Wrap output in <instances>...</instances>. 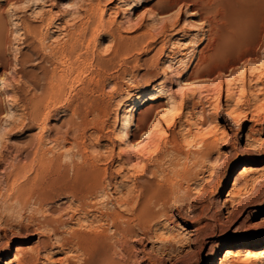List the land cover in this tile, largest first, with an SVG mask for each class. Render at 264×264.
Wrapping results in <instances>:
<instances>
[{
	"label": "rangeland",
	"instance_id": "374dc122",
	"mask_svg": "<svg viewBox=\"0 0 264 264\" xmlns=\"http://www.w3.org/2000/svg\"><path fill=\"white\" fill-rule=\"evenodd\" d=\"M262 2L0 0V264H91L99 251L100 264H220L260 249L264 30L255 61L239 57ZM240 11L247 41L226 44ZM129 174L169 194L145 197L163 211L147 237L121 203Z\"/></svg>",
	"mask_w": 264,
	"mask_h": 264
},
{
	"label": "bare ground",
	"instance_id": "6f19581e",
	"mask_svg": "<svg viewBox=\"0 0 264 264\" xmlns=\"http://www.w3.org/2000/svg\"><path fill=\"white\" fill-rule=\"evenodd\" d=\"M244 1H247V0H244ZM261 2L262 0H249V4H251L252 2L254 3V2ZM262 3H264V2H262ZM188 4V3H187ZM261 4V3H260ZM259 4V6H261ZM252 5V7H253V5L254 4H251ZM255 5H257V4H255ZM244 7L246 6V5H243ZM262 6H264V5H262ZM246 7H248V6H246ZM253 8H255V7H253ZM252 8V9H253ZM259 9V8H258ZM254 10H256V8L254 9ZM247 11V10H246ZM104 13V12H103ZM264 14V13H263ZM263 16V15H262ZM250 18H251V16H250ZM249 16H248V13H245L244 11H240V12H238L237 13V15H236V19H234V22L230 25V27L231 28H229L230 30H229V34H227V31H226V33L225 34H227L228 36L226 37V39H227V41H228V43H226V44H231V43H233V44H235L236 42H241L242 43V41H247V39H245L246 37H245V34H247V33H244V31L247 29V27H248V25L250 24L249 23ZM103 21V20H102ZM258 21V20H257ZM252 24V23H251ZM253 25H255V24H253ZM250 26V25H249ZM259 27V26H258ZM257 27V28H258ZM250 28H252V27H249V29ZM252 29H256L255 27H253ZM251 29V30H252ZM263 30H264V19H262V21L260 22V27H259V29H258V31H253L252 30V33H250L249 31V34H251V36L252 35H254V37H252L253 38V40H249V41H251L252 42V49H251V51H247V52H243V54L239 57V60H240V62H242L243 64H247V63H250V62H254L255 61V58H256V52H255V48H257V47H259L262 43H261V40L263 39V35H262V32H263ZM246 32V31H245ZM256 32V33H255ZM247 36V35H246ZM263 36V37H262ZM235 42V43H234ZM223 43V42H222ZM247 44V43H246ZM250 44V43H249ZM222 45V44H221ZM225 45V44H224ZM236 45V44H235ZM244 45V44H243ZM96 48V47H95ZM61 53V52H60ZM61 55H62V53H61ZM61 57V56H60ZM59 60V59H58ZM231 60V59H230ZM57 62H59V61H57ZM61 63V62H60ZM63 64V63H62ZM238 68V67H237ZM57 74H59L58 72H57V70H56V68L54 67L53 68V70H52V72H51V74H50V77H49V82L51 81V83L55 80V78H56V76H57ZM51 85V84H50ZM33 102V101H32ZM107 116V115H106ZM143 117H145V116H143ZM139 118V117H138ZM255 117H253L252 119H254ZM257 119V117L254 119V120H256ZM257 123V122H256ZM139 124V123H138ZM145 125V124H144ZM97 127V126H96ZM139 127L141 128V129H143L144 128V126H143V123H142V125H139ZM256 133V131H255V129L254 128H252V129H250V134L249 135H247L249 138H252L253 136H252V134H255ZM133 137H135V136H133ZM254 138V137H253ZM248 139V138H247ZM206 147V146H205ZM264 150V149H263ZM155 163V162H154ZM158 164V163H157ZM159 165V164H158ZM160 166V165H159ZM184 168V167H183ZM182 168V169H183ZM187 168V167H186ZM132 169L133 170H135V172H140V173H142V174H147V173H149L150 175H152V176H157L156 175V173H158L159 171H160V168L159 167H156L155 169H153V168H151V169H149V168H147L146 166H143V165H141V167H139V164H135V163H132ZM131 170V169H130ZM133 170H131V171H133ZM187 170V169H186ZM246 168L244 167L243 168V171L239 174L240 176H243V175H245L246 174ZM163 171V170H162ZM183 171V170H182ZM189 171V170H188ZM248 171V170H247ZM96 172V171H95ZM186 173V172H185ZM245 173V174H244ZM148 174V175H149ZM188 174H190V172L188 173ZM98 175H100V174H98ZM186 175H187V173H186ZM183 176H185V174L183 175ZM188 176V175H187ZM137 178L138 177H135L133 174H129V176H128V179H132V181L134 182V185H133V189H131V190H129V191H127V194H126V199L125 200H122L121 201V203H123V204H126V205H130V207H131V210H132V215H134L135 217L134 218H136V220H137V223H138V229L143 233V232H145V228H147V227H145L146 226V224H147V222H150V221H153V220H155V219H157V218H159L160 216H162V213H163V211L162 210H160V211H152L151 209H150V207H152V206H150V204H148V201H147V203H146V201H145V197L149 194V193H151V192H153V191H155V190H153V189H155L154 187H155V185H158L159 187L161 186L160 185V183H158V184H154L152 181H150V182H148V181H140V180H138L137 181ZM149 178H151V177H149ZM178 178H180V177H178ZM139 179V178H138ZM166 181H168L167 179H165ZM164 180V181H165ZM152 182V183H151ZM157 183V182H156ZM167 183V182H166ZM165 183V184H166ZM236 184V183H235ZM153 185H154V187H153ZM167 185H168V183H167ZM237 185V184H236ZM236 185H234L233 187H232V190H231V192H230V195L228 196V198H232V196L235 194V192H237V190H238V187L236 186ZM100 186V185H99ZM99 186H95V188H97V189H99L100 187ZM158 186H156V187H158ZM244 186H245V189H246V187H247V185H245L244 184ZM99 187V188H98ZM165 187V186H164ZM179 187H181V186H179ZM94 188V189H95ZM171 189V188H170ZM96 190V189H95ZM156 191H157V189H156ZM239 191V190H238ZM243 191H244V189H243ZM247 191H249V190H247ZM159 192V191H158ZM174 192V191H173ZM245 192H246V190H245ZM154 193V192H153ZM153 193H151L150 195H152ZM167 193V192H166ZM165 192H163V193H161V192H159V193H157V192H155L154 194H156L155 196H154V204L156 205H159V206H163L164 204H165V202H166V194ZM179 193V192H178ZM245 194V193H244ZM169 195V194H168ZM167 195V196H168ZM150 197H153V196H150ZM149 197V195H148V198H150ZM170 197V196H169ZM168 197V198H169ZM147 198V199H148ZM151 199H153V198H151ZM151 199H148L149 200V202L151 201ZM172 198H170V200H171ZM238 200V199H237ZM237 200H228L229 202H231V204L233 203V202H238ZM153 202H150V203H153ZM167 202H169V201H167ZM176 203V202H175ZM149 207H148V206ZM234 205V204H233ZM156 207V206H155ZM164 208H167L168 209V207H164ZM162 209H163V207H162ZM130 210V211H131ZM165 211H166V209H165ZM164 211V212H165ZM166 212H168V211H166ZM131 213V212H130ZM165 214V213H164ZM163 214V215H164ZM167 216H168V214H167ZM166 217V216H165ZM106 218V220L107 221H109L110 222V224H112V225H114L113 223L115 222V220H113V217L111 218L110 216H108V215H106L105 217H104V219ZM132 218V217H131ZM168 218V217H167ZM133 219V218H132ZM120 221V220H119ZM136 222V221H135ZM125 223V222H124ZM147 225H149V224H147ZM117 226L115 225V228H116ZM50 228V227H49ZM113 228H114V226H113ZM117 229V228H116ZM104 230V229H103ZM118 230V229H117ZM107 231V230H106ZM104 232H105V230H104ZM103 232V233H104ZM128 232V234L129 235H131V234H133L134 232H132L131 230H129V231H127ZM146 232H148L147 230H146ZM145 232V234L143 233V236H146L147 237V233ZM149 233V232H148ZM89 235V234H88ZM105 236H106V234H105ZM150 236V235H149ZM99 237V236H98ZM103 238V237H102ZM87 239V238H86ZM89 239V238H88ZM84 240V239H83ZM90 240V239H89ZM264 242V241H263ZM106 243V242H105ZM84 244V243H83ZM103 244V243H102ZM264 244V243H263ZM89 245V244H88ZM85 246V245H84ZM81 247V246H80ZM79 247V248H80ZM256 247H249V246H245V247H238V248H234V249H229V250H227L226 251V253H225V255H224V258H223V260L221 261V263L220 264H234V263H236V262H239V263H250L251 261H253L254 263H260V264H264V245H262L261 247H260V249H255ZM83 249V248H82ZM86 251V250H85ZM84 251V252H85ZM87 252V251H86ZM85 252V253H86ZM107 252V251H106ZM106 252H104V251H99L98 252V254H96V255H94V257L93 258H91L92 259V262H91V264H100V263H102L105 259H107V257H108V255L106 254ZM89 253V252H88ZM87 254V253H86ZM81 255V254H80ZM67 261V260H66ZM106 261V260H105ZM18 262V261H17ZM76 262V261H75ZM7 264V263H6Z\"/></svg>",
	"mask_w": 264,
	"mask_h": 264
}]
</instances>
